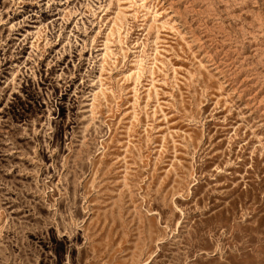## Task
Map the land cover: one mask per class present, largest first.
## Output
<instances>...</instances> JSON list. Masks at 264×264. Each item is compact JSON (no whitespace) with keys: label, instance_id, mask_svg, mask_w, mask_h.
<instances>
[{"label":"rangeland","instance_id":"1","mask_svg":"<svg viewBox=\"0 0 264 264\" xmlns=\"http://www.w3.org/2000/svg\"><path fill=\"white\" fill-rule=\"evenodd\" d=\"M0 264H264V0H0Z\"/></svg>","mask_w":264,"mask_h":264}]
</instances>
